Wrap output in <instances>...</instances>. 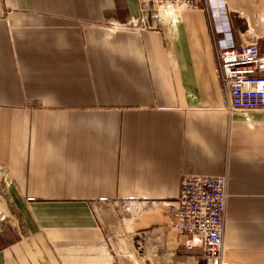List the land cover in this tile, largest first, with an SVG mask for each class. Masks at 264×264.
Instances as JSON below:
<instances>
[{"label":"crops","instance_id":"0c3cea01","mask_svg":"<svg viewBox=\"0 0 264 264\" xmlns=\"http://www.w3.org/2000/svg\"><path fill=\"white\" fill-rule=\"evenodd\" d=\"M209 3L0 0V264H214L168 225L184 174L225 176L216 264H264V111L222 108L210 43L264 55V0Z\"/></svg>","mask_w":264,"mask_h":264},{"label":"built area","instance_id":"2783aa9c","mask_svg":"<svg viewBox=\"0 0 264 264\" xmlns=\"http://www.w3.org/2000/svg\"><path fill=\"white\" fill-rule=\"evenodd\" d=\"M156 3V1H148ZM210 0H159L162 6L179 10L206 12ZM224 6V0H211ZM140 22L146 19L144 6L139 0ZM212 8L215 10L216 6ZM162 6H159L162 7ZM217 10V8H216ZM224 12H217L221 18ZM151 18V17H150ZM128 27L134 28L135 23ZM214 72L224 99L223 109L234 111H264V55L258 50L257 38L234 45L230 39L217 42L210 32ZM225 176L184 174L180 179L177 196L169 208L168 225L183 236L182 247L190 250L200 247L204 257L219 263L222 245L223 221L226 206Z\"/></svg>","mask_w":264,"mask_h":264},{"label":"rangeland","instance_id":"374dc122","mask_svg":"<svg viewBox=\"0 0 264 264\" xmlns=\"http://www.w3.org/2000/svg\"><path fill=\"white\" fill-rule=\"evenodd\" d=\"M151 1H156V3L147 2V5L144 6V9L146 12V19H144L142 22L139 21L137 26H135L134 28L124 27L125 31L131 32L132 30L144 29V28L156 30L157 28H159V26L162 24V19L166 16V15H163V10H162V12L160 11L161 7L159 8V6H162L163 3L160 4L159 0H151ZM162 9H163V6H162ZM179 11H182V10H179L175 7V13L174 14H177V12H179ZM127 204H132V202H124L122 204V207L124 205H127Z\"/></svg>","mask_w":264,"mask_h":264},{"label":"bare ground","instance_id":"6f19581e","mask_svg":"<svg viewBox=\"0 0 264 264\" xmlns=\"http://www.w3.org/2000/svg\"><path fill=\"white\" fill-rule=\"evenodd\" d=\"M165 8L172 9V11L175 13V6H172V7H169V6H163V9H162V7H161L160 11L165 10ZM176 8H177V7H176ZM173 15H175V14H170L169 16H173Z\"/></svg>","mask_w":264,"mask_h":264}]
</instances>
